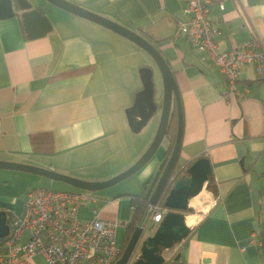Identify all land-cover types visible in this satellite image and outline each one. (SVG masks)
I'll return each instance as SVG.
<instances>
[{
    "label": "crops",
    "instance_id": "crops-1",
    "mask_svg": "<svg viewBox=\"0 0 264 264\" xmlns=\"http://www.w3.org/2000/svg\"><path fill=\"white\" fill-rule=\"evenodd\" d=\"M42 1L47 16L51 9L59 15L55 22L50 20L52 29L44 35L29 37L18 12L0 18V159L100 180L96 175H77L94 171L78 161L115 132L107 112L110 106L112 110L119 107L112 98L127 88L125 80H132L130 90L136 92L142 86L140 65L154 62L132 40ZM71 1L132 28L160 50L172 68L182 103L179 160L210 159L217 193L206 191L207 207L191 225L189 235L175 246L179 260L264 264V79H256L255 68L246 65L240 80L249 85L246 96L223 98L219 68L185 35H175L178 19L185 17L183 0ZM222 1L224 9L218 0L211 4L221 48L230 50L252 38L264 45V0ZM134 95L120 107L130 106ZM164 152L137 171L143 189L160 169ZM142 190L97 199L98 215L129 220L133 207L129 194ZM216 196L220 199L213 205ZM13 198L0 192V208L15 214L8 206ZM24 206L25 202L21 213ZM80 216L93 215L82 207ZM29 233L25 230L21 241ZM4 245H0V264ZM204 258L211 262L204 263ZM30 264L49 263L37 253Z\"/></svg>",
    "mask_w": 264,
    "mask_h": 264
},
{
    "label": "built area",
    "instance_id": "built-area-1",
    "mask_svg": "<svg viewBox=\"0 0 264 264\" xmlns=\"http://www.w3.org/2000/svg\"><path fill=\"white\" fill-rule=\"evenodd\" d=\"M183 1L185 17L178 19L175 35H185L219 68L224 81L223 98H243L249 90L247 83H240L244 66L252 65L256 79H264V45L252 38L230 50L222 49L218 40L219 27L211 15L214 0ZM218 1L224 9L223 1ZM219 199V196L214 197L212 204L218 203ZM96 202V195L89 190L30 187L23 213L10 223V237L4 241L2 264H30V259L37 253L43 254L49 264H116L123 252V241H118L117 231L119 227L127 229L129 220L100 217ZM82 207L89 208L93 216L81 217ZM168 210L169 207L160 200L149 201L138 224L142 229L141 237L153 234ZM25 230L30 233L23 242L21 237ZM251 241H256L255 234Z\"/></svg>",
    "mask_w": 264,
    "mask_h": 264
},
{
    "label": "water",
    "instance_id": "water-1",
    "mask_svg": "<svg viewBox=\"0 0 264 264\" xmlns=\"http://www.w3.org/2000/svg\"><path fill=\"white\" fill-rule=\"evenodd\" d=\"M45 1L117 32L132 40L150 54L163 83L160 121L152 141L141 156L128 168L108 179L87 180L55 169L4 159H0V168L43 175L89 191L112 186L140 170L155 155L166 135L173 103H175L177 108V132L174 146L149 199L152 203L157 202L178 161L182 143V103L172 68L160 50L149 39L132 28L71 0ZM40 6L42 5L38 0H0V18L11 17L18 12L22 17L24 29L29 37L44 35L52 29V23L49 17L40 10ZM139 74L142 86L135 92L132 104L126 108L129 126L135 132L139 131L158 110L155 67L153 64H143L139 67ZM187 172L189 176L178 179L166 196L164 204L169 207V210L156 231L141 241L137 258L132 261L134 249L142 233L139 225L131 234L116 264H189L180 260L166 261L162 253L164 249L171 248L174 243L185 239L191 232V227L186 223L185 210L190 205V198L202 191L212 173L210 159L206 156L196 158L187 168ZM9 233L10 223L8 222L7 211L0 208V238L6 237ZM203 262L209 263L211 260L210 258H204Z\"/></svg>",
    "mask_w": 264,
    "mask_h": 264
},
{
    "label": "rangeland",
    "instance_id": "rangeland-1",
    "mask_svg": "<svg viewBox=\"0 0 264 264\" xmlns=\"http://www.w3.org/2000/svg\"><path fill=\"white\" fill-rule=\"evenodd\" d=\"M38 1L42 2L43 5L46 4L42 0H38ZM48 11L50 13V16L48 17L50 18V20L52 19L51 21L55 22L59 17V15L56 14L53 11V9ZM148 56H150V54ZM152 61L154 62L153 58ZM153 66L156 69V82H157L156 98L159 101L161 96H163V83L155 63H153ZM126 79H128V76L126 77ZM125 84L127 85L126 86L127 88H123L121 91H119L118 96L112 98L114 100L117 99L119 107L114 106V110H112L110 106V109L107 112L109 123L112 127H115V132H113L109 136L106 142H104L102 145L94 146L93 148H91L86 153V155H84L80 159V161H78V163L81 164L83 167L89 169L93 167V170L94 171L96 170V172L94 171L76 172L77 175H81V176L96 175L102 177V179L100 180L108 179L128 168L132 164L131 162L135 159L137 160L152 141L160 121L161 108L158 109V111H156L150 117V119L142 126V128L139 131L136 132L133 131L128 123L126 107L125 108L120 107L122 101L123 102L128 101V98L129 97L131 98L135 93L133 92V90H130V88L133 85L132 80H125ZM130 94L133 95L129 96ZM165 145H166V140H163L158 150L156 151L155 156H161L163 154V152L165 151ZM179 162L181 163L182 161L179 160ZM139 173L140 172H135L134 174L117 182L112 186L100 190L91 191V193L95 194L97 199L101 200V199L110 198L115 193L127 192V191L139 192L143 189L144 186L139 180ZM36 186L45 187V188H54V189L62 188V189L76 190V191L82 190L66 182L53 180L43 175L33 174L31 172L16 170V169L0 168V192L3 195L7 194L15 198V200L13 201L14 203L11 202L8 204L10 208L12 207L14 208L15 216H20V214L23 213V212L21 213V211L23 209V205L26 199L25 191L27 190V188L29 189V187H36ZM207 190L208 189L206 188V186H204L202 192L200 194L198 193L199 194L198 197H200L199 200L201 201V205H200L201 207L190 204L189 206L192 207L193 210L185 212L186 216L193 214L195 216V221L197 220V218L200 217V214L203 212V209L206 208L208 204V200H206L205 197ZM125 230L126 229L124 227L118 228L117 238L119 242L124 240ZM144 238L145 237H141V241ZM175 246L163 250L162 253L165 256L166 261H171L178 253V247L175 248ZM135 250L136 253H134V257H132V260L136 258V254L139 248Z\"/></svg>",
    "mask_w": 264,
    "mask_h": 264
},
{
    "label": "trees",
    "instance_id": "trees-1",
    "mask_svg": "<svg viewBox=\"0 0 264 264\" xmlns=\"http://www.w3.org/2000/svg\"><path fill=\"white\" fill-rule=\"evenodd\" d=\"M156 92H157V88H156ZM161 103H162V96H161L160 100L158 101V109L161 108ZM176 132H177V108H176L175 103H173V108H172V112H171L170 121L168 124V129H167L166 135L164 137V140H166V145H165V152H164V158H163L162 165H161L160 169L158 170V172L156 174L152 175L146 181L145 187L142 190V192L135 193V194H129V195H132V206L133 207L131 210L128 228L125 230L124 240H123V244H122V251L124 250L131 234L133 233L135 228L138 226V224H139V222H140V220H141V218H142V216H143V214L147 208V204L149 202V199H150V196L153 192V189H154V187H155V185H156V183H157V181H158V179L162 173V170L164 169V166H165V164H166V162H167V160H168V158L172 152L174 142H175ZM180 152H181V149H180ZM179 159H180V153H179V158H178V161L175 165V168L172 171L170 178L164 187V190L162 192L161 197L159 198L160 202H162V203H164L166 196L168 195L169 191L174 186L176 181L180 178L189 176V173L187 172V168L194 162V160H191V161L186 162V163H180ZM261 175L264 176V171L261 172ZM206 188L208 190L213 191L214 193H217L216 182L214 180L212 173L210 174V176L207 180ZM192 210H193V208L189 206L185 210V212L192 211ZM14 216H15V214L13 213L12 210L7 212V218H8L9 223H12ZM9 237H10V234L7 235L6 237L0 238V245L2 243H4V241ZM262 237L264 240V223H263ZM177 243H179V242L174 243V245L172 247H174ZM137 248H140V246H136V249ZM133 260H135V258ZM171 261H179V255L176 254L175 257Z\"/></svg>",
    "mask_w": 264,
    "mask_h": 264
},
{
    "label": "bare ground",
    "instance_id": "bare-ground-1",
    "mask_svg": "<svg viewBox=\"0 0 264 264\" xmlns=\"http://www.w3.org/2000/svg\"><path fill=\"white\" fill-rule=\"evenodd\" d=\"M201 192H202V191H201ZM201 192H200V193H201ZM200 193H199V194H200ZM199 194L191 198V200H190V204H191V205H194V206H200V205H201V201L199 200L200 197H198ZM201 197H202V196H201ZM202 198H203V197H202ZM203 199H204V198H203ZM200 207H201V206H200ZM186 223H187L189 226L193 225V224L195 223V216H194L193 214H191V215H189V216H186Z\"/></svg>",
    "mask_w": 264,
    "mask_h": 264
},
{
    "label": "flooded vegetation",
    "instance_id": "flooded-vegetation-1",
    "mask_svg": "<svg viewBox=\"0 0 264 264\" xmlns=\"http://www.w3.org/2000/svg\"><path fill=\"white\" fill-rule=\"evenodd\" d=\"M39 8H40V10H41L43 13H45V9L43 8V6H40ZM16 9H17V7H16ZM45 14H46V13H45ZM139 245H141V238H140V240H138V243H137L136 246H139Z\"/></svg>",
    "mask_w": 264,
    "mask_h": 264
}]
</instances>
